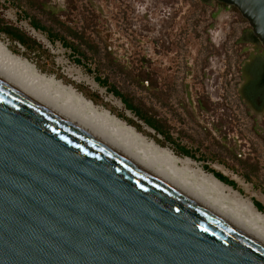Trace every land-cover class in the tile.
<instances>
[{
	"label": "rangeland",
	"instance_id": "obj_1",
	"mask_svg": "<svg viewBox=\"0 0 264 264\" xmlns=\"http://www.w3.org/2000/svg\"><path fill=\"white\" fill-rule=\"evenodd\" d=\"M28 1L0 0V21L23 30L33 41L23 46L0 31V44L19 60L3 55L0 66L47 96L65 100L70 88L91 101L98 113L109 112L119 127L134 129L135 146L127 140L133 151H148L145 154L170 178L254 219L264 233V219L256 216L264 213L255 204L264 206V104L254 109L244 96L252 64L264 62V46L248 41L252 27L240 12L217 0ZM27 11L47 19L48 25L64 26L83 44L108 50L150 113L167 123L174 142L100 86L61 41L34 28ZM83 112L90 115L87 109ZM184 145L194 157L182 152ZM153 150L168 159H157ZM212 171L236 186L214 182Z\"/></svg>",
	"mask_w": 264,
	"mask_h": 264
},
{
	"label": "water",
	"instance_id": "obj_2",
	"mask_svg": "<svg viewBox=\"0 0 264 264\" xmlns=\"http://www.w3.org/2000/svg\"><path fill=\"white\" fill-rule=\"evenodd\" d=\"M220 1L264 46V0ZM0 264H264V247L0 80Z\"/></svg>",
	"mask_w": 264,
	"mask_h": 264
},
{
	"label": "bare ground",
	"instance_id": "obj_3",
	"mask_svg": "<svg viewBox=\"0 0 264 264\" xmlns=\"http://www.w3.org/2000/svg\"><path fill=\"white\" fill-rule=\"evenodd\" d=\"M3 55L15 62L19 61L14 56H11L10 53L6 51V48L0 44V56ZM23 63L26 66L32 68V66L27 65L26 62ZM0 80L18 90L25 96L29 97L61 119L70 123L74 127L80 129L82 132L94 138L104 146L118 153L132 164L154 176L156 179L162 181L175 191L197 202L264 247V233L260 231L259 227L254 222V219H247L246 217L238 215L237 213L232 212L221 205L219 206L214 201L209 199L210 197L208 198L206 195L193 189L192 187H188L177 182L174 178H170L169 172L167 173L161 168L160 165L158 167L156 164L157 161L151 156L145 154L148 151H143L144 154H141L140 151H133L132 147L135 146L133 143L136 142L134 140L135 142L131 143V139L135 138L134 129L131 127H119L118 124L120 121L115 117L110 116L109 112L105 111L103 113H98L91 101H88L82 95H77L75 91L70 88H68V92L64 94L67 97L65 100L58 96H47L38 89H33V86L31 87L28 85V83L19 80L16 76L11 74L2 66H0ZM84 109L89 110L90 115L85 114L83 112ZM109 128L111 129L112 133L108 132ZM122 139L126 142H124ZM127 140H130L129 142L134 146L129 144ZM154 149L157 150V148ZM155 150H153L154 153L151 152L154 155L156 154L155 156L153 155L154 157L159 160L168 159V156H166L164 152L158 154V152ZM189 160L190 159L187 158V161ZM212 179L214 182L221 184L220 180L216 177L212 176ZM256 214L257 217L264 219V215L261 213L258 212Z\"/></svg>",
	"mask_w": 264,
	"mask_h": 264
},
{
	"label": "trees",
	"instance_id": "obj_4",
	"mask_svg": "<svg viewBox=\"0 0 264 264\" xmlns=\"http://www.w3.org/2000/svg\"><path fill=\"white\" fill-rule=\"evenodd\" d=\"M18 2H24L26 0H16ZM206 1V0H204ZM30 0L28 1V3ZM219 5L223 7H230L233 10L238 11V9L234 6H229L228 4L217 0ZM27 15L31 19L32 26L38 30H42L47 32L49 38L52 41L59 40L62 44L68 47L71 52L76 56V61L78 63H85L87 69L94 75V80L102 87L106 88V90L112 95L118 97L125 108L136 117H138L141 121H143L148 127L156 131L157 133L164 136V138L168 142H174L175 138L170 133L168 129L167 123H162L155 114H151L152 111L150 107L146 105V103L142 100L141 97L137 96L134 90L130 86L129 76L125 73L119 74L120 64L117 63L114 58H112L111 54L108 50L104 49L101 51V47L96 43H85L77 40V36L68 34L64 26L55 25L51 22L49 25L46 23L47 19H41L35 13H31L27 11ZM0 31L6 33L14 40L18 41L23 46H28L29 42H33L31 37L27 35L26 32L19 29L18 27H14L5 23L4 21H0ZM70 36V37H69ZM248 41H257V37L251 33ZM264 69V62L261 63ZM252 87H247L244 92L245 98L252 104L258 105L257 98L262 96V91H264V70L260 72L254 73V79L251 82ZM182 152L187 155L194 157L191 149L187 145L181 147ZM216 178L220 181L227 183L232 186H236V183L223 175L220 172L212 171ZM239 173V171H236ZM247 180H251L250 175H246ZM257 208L264 213V206L256 201Z\"/></svg>",
	"mask_w": 264,
	"mask_h": 264
},
{
	"label": "flooded vegetation",
	"instance_id": "obj_5",
	"mask_svg": "<svg viewBox=\"0 0 264 264\" xmlns=\"http://www.w3.org/2000/svg\"><path fill=\"white\" fill-rule=\"evenodd\" d=\"M256 66L257 67L254 71L255 74L257 71L261 73L264 70L261 63L257 64ZM251 79L252 80L254 79V74L252 75ZM252 80L248 83L247 87H252V84H251ZM256 100H257V103H264V91H262V96L261 97L259 96Z\"/></svg>",
	"mask_w": 264,
	"mask_h": 264
}]
</instances>
